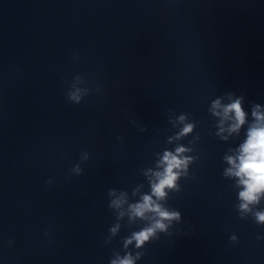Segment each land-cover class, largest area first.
Returning a JSON list of instances; mask_svg holds the SVG:
<instances>
[{
  "label": "clouds",
  "instance_id": "obj_1",
  "mask_svg": "<svg viewBox=\"0 0 264 264\" xmlns=\"http://www.w3.org/2000/svg\"><path fill=\"white\" fill-rule=\"evenodd\" d=\"M82 90L77 88L67 94L68 100L73 104H80L84 95ZM243 97H236L232 102L222 105L217 99L213 102L211 111L217 117H220L218 135L227 132L229 135L239 133L242 126L247 121V113L242 107ZM252 122L248 124L246 139L236 149V155L226 156L225 159L230 165L225 171V175L235 177L237 184L241 187L239 192L240 203L238 209L240 218L243 219L246 214L252 213L254 221L258 225H264V210L252 212L253 206L260 203L264 197V111L261 106L256 104L251 111ZM180 122L185 120L184 116L179 117ZM227 123V127L225 124ZM193 124H185L177 135H187L193 129ZM227 139V136H222ZM190 151L183 146H179L174 152L165 151L158 163L159 171L152 173L154 179H150V194H144L140 197L139 202L129 204L127 214L131 220H146L148 223L139 231H135L130 237L124 240V248L128 249L129 245L135 243L136 249H142L152 239L158 238L157 233H168L169 227L173 221L179 222L181 213L176 210H170L165 207V201L168 191H179L177 181L183 174H187V168L192 158L185 156L184 153ZM83 158L87 160V153H83ZM83 169L80 164H76L72 168V172L76 175L82 174ZM109 195H115L114 191H110ZM125 203V195L111 201L110 207L120 209ZM125 212H119V217H123ZM119 228H111L114 235ZM257 239H261L257 236ZM231 241H236L237 236L231 235ZM12 242L9 241V244ZM142 251H137L135 255L132 252H126L123 256L116 254V258L110 261V264H135L143 256Z\"/></svg>",
  "mask_w": 264,
  "mask_h": 264
}]
</instances>
